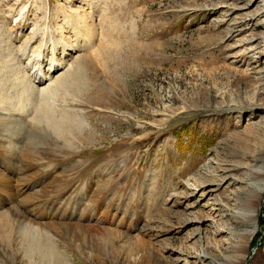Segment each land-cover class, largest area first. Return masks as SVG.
<instances>
[{
    "label": "rangeland",
    "instance_id": "rangeland-1",
    "mask_svg": "<svg viewBox=\"0 0 264 264\" xmlns=\"http://www.w3.org/2000/svg\"><path fill=\"white\" fill-rule=\"evenodd\" d=\"M263 1L0 0V264H264Z\"/></svg>",
    "mask_w": 264,
    "mask_h": 264
},
{
    "label": "bare ground",
    "instance_id": "bare-ground-1",
    "mask_svg": "<svg viewBox=\"0 0 264 264\" xmlns=\"http://www.w3.org/2000/svg\"><path fill=\"white\" fill-rule=\"evenodd\" d=\"M263 3V5H264V1L262 2ZM75 24V23H74ZM80 32V31H79ZM32 38V37H31ZM34 38V37H33ZM30 41V40H29ZM34 41H35V38H34ZM30 44V43H29ZM66 44V43H65ZM61 45V44H60ZM68 45V44H67ZM27 47V46H26ZM29 47V46H28ZM27 47V48H28ZM27 48H25L24 50H27ZM46 48V47H45ZM53 48V47H52ZM51 48V49H52ZM55 48V47H54ZM65 48V47H64ZM16 49V48H15ZM50 49V50H51ZM76 49V48H75ZM24 50H21V51H23L22 53H24ZM41 50V49H40ZM66 50V49H65ZM64 50V51H65ZM77 50V49H76ZM76 50H74V51H76ZM80 50V49H79ZM29 51V50H28ZM54 51V50H53ZM52 51V52H53ZM26 52V51H25ZM40 52H42V51H40ZM56 52H58V50L56 51ZM102 52V51H101ZM53 54V53H52ZM55 54V53H54ZM58 55V54H57ZM42 56V55H41ZM33 57V56H32ZM52 57V56H51ZM43 58H45V56L44 57H42V59ZM56 58V57H55ZM53 58H51V60H52ZM57 60V59H56ZM74 60V59H73ZM54 61V60H53ZM63 62V61H62ZM54 63V62H53ZM58 63H59V60H58ZM18 64V63H17ZM57 64V63H56ZM61 64V63H60ZM78 64H80L79 62H78ZM78 64H76V66L78 65ZM62 65V64H61ZM61 65H60V67H61ZM63 65H64V63H63ZM58 66V65H57ZM65 66V65H64ZM63 66V67H64ZM79 66V65H78ZM80 66H81V64H80ZM62 68V67H61ZM54 69V68H53ZM66 69V68H65ZM67 69H69V68H67ZM74 69V68H73ZM72 69V70H73ZM78 68H75L73 71L75 72L76 70H77ZM48 71V70H47ZM67 71V70H66ZM42 72H43V70H42ZM63 72V71H62ZM47 73V72H46ZM48 73H49V71H48ZM61 74H64V73H61ZM61 74H59V75H61ZM58 75V76H59ZM65 75H67L66 73H65ZM64 76V75H63ZM68 76V78H69V75H67ZM67 76L65 77H63L62 78V76H61V79H64V78H66L65 80H63V81H60L59 82V84H58V86L56 87V88H54L53 90H52V92L50 91V93H48L49 95L51 94L52 96H54L53 94H55V93H57V92H59V91H61V90H64V88L65 87H67V82H69L68 81V79H67ZM46 77V76H45ZM47 78V77H46ZM57 78V77H56ZM33 81V80H32ZM34 83H35V81H33ZM53 82V81H52ZM58 82V81H57ZM54 83V82H53ZM51 83H49L48 85H50ZM48 85H47V87H48ZM54 85V84H53ZM50 86H52V84L50 85ZM49 86V87H50ZM47 87H44V88H47ZM51 89V88H50ZM42 91H43V88H42ZM43 93V92H42ZM60 93V92H59ZM45 95H46V93H45ZM44 95V96H45ZM48 97V96H47ZM52 98V97H51ZM48 99H50V98H48ZM48 99H45V102L47 103V101H48ZM51 100V99H50ZM51 103V102H50ZM45 107V106H44ZM48 108V107H47ZM44 109V108H43ZM46 109V108H45ZM49 109V108H48ZM48 109H46V113L48 112ZM43 112V111H42ZM246 148V147H245ZM244 148V149H245ZM247 150V149H246ZM249 164V163H248ZM253 173H254V176H255V178L256 179H258L260 182H262V190L264 191V164L263 165H261V166H259V167H257L254 171H253ZM250 194H252L251 196L253 197V199H255V195H258V192L256 191V190H253ZM262 194V193H261ZM250 216L252 217V218H254L255 217V211L254 210H252L251 212H250ZM195 259H197V260H199L198 262H199V264H204L205 262H207V261H209V262H211V258L207 255V254H203V255H198ZM242 262H243V264H245L246 263V261L244 260V257H242Z\"/></svg>",
    "mask_w": 264,
    "mask_h": 264
}]
</instances>
